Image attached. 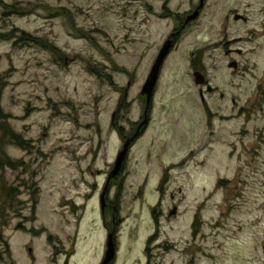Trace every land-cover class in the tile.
I'll return each instance as SVG.
<instances>
[{
	"label": "rangeland",
	"instance_id": "obj_1",
	"mask_svg": "<svg viewBox=\"0 0 264 264\" xmlns=\"http://www.w3.org/2000/svg\"><path fill=\"white\" fill-rule=\"evenodd\" d=\"M196 2L0 0V109L34 147L5 143L27 168L1 172L20 213L0 219V264H52L55 251L68 264H100L108 231L115 264H149V241L162 264H261L251 262L264 241L263 18L254 12L239 34L237 74L222 50L210 53L206 76L216 91L204 89L205 104L191 62L223 40L221 17L208 13L170 53L149 109L141 95L176 26L165 16ZM251 31L260 36L251 40ZM146 113L147 129L108 183ZM33 175L35 215L24 187Z\"/></svg>",
	"mask_w": 264,
	"mask_h": 264
},
{
	"label": "flooded vegetation",
	"instance_id": "obj_2",
	"mask_svg": "<svg viewBox=\"0 0 264 264\" xmlns=\"http://www.w3.org/2000/svg\"><path fill=\"white\" fill-rule=\"evenodd\" d=\"M213 0H205L203 8L200 10V14L198 18L193 20L192 22H188V18L192 16L200 7L201 5V0H197L195 7L184 13L183 15H179L177 13H169L166 18H170L171 16H174L175 21H176V26L173 29L172 33L168 37V40L172 41V51L177 47L181 41V39L186 35V33L191 29V27L197 23L203 13H208V16L211 18V21L214 19L215 16L221 17V22H220V35L223 37V40L221 43H217L214 46H207L205 49H203V54L200 57L196 58V55L193 56V61L191 62L192 66V71L195 77V74H200L203 78V85L198 86L200 87L199 90V95L200 98L203 102V104L206 103L205 100V91L208 94H214L216 90L211 87L210 82L207 79L206 74H208V62H209V55L210 53L214 50H222L224 59L228 60L229 64L228 67L231 72H233L231 75L237 74L240 70V64L237 62V57H240L243 55V52L241 49L237 48L236 46L238 44H241L243 42V38L239 37V34L242 31V28L244 25L250 23L251 21V16L254 12H256L258 15H260L263 20H264V0H218L216 3L212 4ZM246 1H251L247 3ZM259 3V4H258ZM255 7H259V9L255 10ZM226 8L228 9V12L226 11ZM166 9V8H165ZM224 10L226 14L220 15V10ZM145 24V21L143 22ZM208 31L210 29H215V26L212 24V27H207ZM231 32L230 34H228ZM250 39L252 40L253 38H257L260 35L255 32L251 31L249 32ZM171 51V53H172ZM170 56V55H169ZM210 88L212 89L210 91ZM257 93H259V89H257ZM264 96V92L261 94ZM260 95V96H261ZM148 109V107H147ZM145 120L141 123L139 132L134 135V139L138 137L143 131L147 129L148 123H149V118L147 116V113L145 114ZM123 139L126 140L125 137ZM193 231V230H192ZM110 234V231H108V235ZM116 237V234L113 233ZM258 241V240H257ZM151 243V241H149ZM146 246V253L148 254L149 257V264L152 261V259L157 261V264H162V259L163 257L159 256L158 258H153L151 253L150 244ZM29 255L31 257H34V251L32 248L28 249ZM55 256L54 257V262L52 264H68V261L66 258L67 254L61 253L60 251H55ZM185 255V253H183ZM255 259H253V262L256 263H264V241H261L260 243H256L255 247ZM69 258H72V255H68ZM105 259V258H104ZM103 259V261H104ZM159 259V261H158ZM161 259V260H160ZM61 260L63 263H61ZM103 261L100 263L102 264ZM115 264V261L112 263Z\"/></svg>",
	"mask_w": 264,
	"mask_h": 264
},
{
	"label": "trees",
	"instance_id": "obj_3",
	"mask_svg": "<svg viewBox=\"0 0 264 264\" xmlns=\"http://www.w3.org/2000/svg\"><path fill=\"white\" fill-rule=\"evenodd\" d=\"M3 91V86L0 83V101ZM122 135V134H121ZM11 142L17 148L27 152L34 147L29 141H26L21 135L16 134L12 131L8 123V117L0 109V219H4L3 212L8 211L9 213H20L16 208L18 203L19 195L16 189L6 185L5 179L2 178L1 172L6 170L17 171L20 168H27L24 161H14L6 153L5 143ZM34 175L30 178V182H25L24 187L30 191V199L32 202L33 215L36 214L37 207L39 205V187L35 182ZM10 252V248H7Z\"/></svg>",
	"mask_w": 264,
	"mask_h": 264
},
{
	"label": "water",
	"instance_id": "obj_4",
	"mask_svg": "<svg viewBox=\"0 0 264 264\" xmlns=\"http://www.w3.org/2000/svg\"><path fill=\"white\" fill-rule=\"evenodd\" d=\"M204 2H205V0H201V5H200L199 9L192 16H190L188 18V20H187L188 22H192L193 20L198 18L199 14H200V10L204 6ZM172 44L173 43L171 40H168L164 44L163 48L161 49L159 56L157 57V60L154 63V66L151 70V73H150L148 79H147V82L143 87L142 96L147 97L148 109L150 108V105H151L152 100L154 98V93H155L157 84L159 82L161 71H162V68L164 66V63H165L166 59L168 58V56L172 50ZM195 82H196V85H199V86L203 85V78L198 73L195 74ZM211 90L212 89L210 88V91ZM133 140H134V138L128 139L126 141V143L123 147V150L118 155V158H117L116 163H115V167L109 176L108 183L112 179H114L120 175V173L124 167V164L126 162V159L128 157V153H129L130 147L133 143ZM107 188H108V185H107ZM106 192H107V189L105 190V192L103 193V195L101 197V206H102L103 214H105V210L107 208ZM176 214H177V208H175L170 213L171 216H175ZM116 256H117V250H116L115 236L112 233L108 236L107 252H106L105 259H104L102 264H112L115 261Z\"/></svg>",
	"mask_w": 264,
	"mask_h": 264
}]
</instances>
